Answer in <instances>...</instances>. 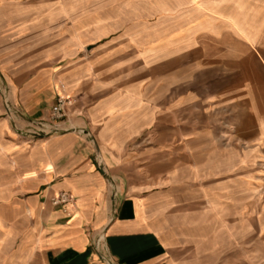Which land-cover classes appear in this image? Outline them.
<instances>
[{"label": "crops", "instance_id": "0c3cea01", "mask_svg": "<svg viewBox=\"0 0 264 264\" xmlns=\"http://www.w3.org/2000/svg\"><path fill=\"white\" fill-rule=\"evenodd\" d=\"M101 8L119 15L81 11ZM81 45L105 52L56 74ZM123 55L139 72L150 57L151 79L100 68ZM0 73L26 120L62 93L75 110L30 139L0 105V264H239L224 253L241 232L264 247V0H0ZM147 129L150 146L128 145ZM60 191L73 202L54 207ZM197 201L216 216L199 245Z\"/></svg>", "mask_w": 264, "mask_h": 264}, {"label": "rangeland", "instance_id": "374dc122", "mask_svg": "<svg viewBox=\"0 0 264 264\" xmlns=\"http://www.w3.org/2000/svg\"><path fill=\"white\" fill-rule=\"evenodd\" d=\"M84 13H92L94 16H104L106 13H112L114 12V10H106V9H86V10H81ZM130 12V10H128ZM113 15H119V10L115 11V14ZM66 43V42H65ZM95 47L93 45H89V46H82L81 45V55L79 57H65L63 61H61L60 63L54 64L56 68H54V70H57L56 74H59L61 71H67L70 70V68L72 67V65H77L82 64V63H86L87 60L90 59V57L94 56H102L104 54L105 51H94ZM107 52V51H106ZM101 62L99 63L100 68L102 69L103 66L109 65V63L111 62L113 65H117L120 66L121 62V68L123 67V69L125 70H132V75L128 76L127 78H125L126 80H131V79H143L144 81L150 80L151 79V58L148 57L147 60V65L145 63V69L142 72H139L141 67H137V63H134L133 61L128 59V56H112L110 58H108V60L106 62H103V57L101 58ZM139 63V62H138ZM136 65V66H135ZM60 67V68H59ZM136 71V72H135ZM101 77L100 79L103 80L104 79V74L103 72H101ZM142 73V74H141ZM114 75V74H113ZM0 84L4 87V91L7 94V97L9 98L10 102L13 103V93H12V89L11 86L6 83L5 84V78L4 76L0 73ZM3 90V88H1ZM60 91V90H58ZM56 95V94H55ZM63 97H66L69 99V101L72 102L71 107H69L68 113L71 114L73 113V111H75L73 109V95H71V93H62ZM56 98L57 96L52 100V102L45 106V108H47L49 111L48 113L50 114L52 107L55 105L56 103ZM67 113V114H68ZM49 118V117H48ZM176 127L177 128H183L184 127V121H183V117L179 118L177 117L176 120ZM208 127L215 131L217 128L220 127V124L218 122H216L215 119H212L211 121L208 122ZM215 133V132H214ZM92 140V137L90 138ZM152 139H153V134L151 132V129H147L145 130L142 134L138 135L136 138H134L133 140H131L129 142L128 145H141V146H150L152 144ZM212 141L214 144L217 145H230L232 142L230 137H215L213 136ZM95 163L99 164L100 168H102V164L99 163V156L98 153L96 152L94 154L93 157ZM193 204L196 203V205L192 206V209H194L193 211V216H191V219L188 218V220H190L191 224H192V232L191 235L193 236L192 241L193 244L196 243L197 245L198 242L206 239V237L212 235L208 232H206L207 229L204 228V225H208V226H214L216 225V216H215V209L214 207V203L213 202H192ZM213 203V205H212ZM184 202H177L176 204V215H175V219H176V230L178 231H183L185 226L183 225V222L185 219V208H187L186 206H184ZM212 205V206H211ZM197 214V215H194ZM247 217H241L240 223L241 225H247ZM227 223V222H225ZM200 224L202 226V230L200 229ZM240 240H239V244H237V246L235 247V249H230L228 251H226L224 253V258L226 259H230L231 257H234L239 264H264V247H263V243L261 242V240H263L261 238V240L258 239V236L255 234H251V233H246V232H241L240 234ZM202 239V240H201ZM261 243H260V242ZM204 251V250H203ZM205 254L208 255L209 258H214V253L212 249H207V251L205 252ZM213 253V254H212Z\"/></svg>", "mask_w": 264, "mask_h": 264}, {"label": "built area", "instance_id": "2783aa9c", "mask_svg": "<svg viewBox=\"0 0 264 264\" xmlns=\"http://www.w3.org/2000/svg\"><path fill=\"white\" fill-rule=\"evenodd\" d=\"M3 88V90L1 89ZM4 87L0 84V105L3 110V115L11 124L13 130L23 137L34 139L43 137L52 133L58 132V127L55 122H62L67 119V113L72 102L68 98L57 95L56 103L52 107L49 114V121H33L26 120L21 110L7 97ZM20 122H24L20 126ZM97 166L100 168L99 164ZM73 202V197L69 192L60 191L53 195L51 204L54 207H64ZM105 259L107 264H114L110 259Z\"/></svg>", "mask_w": 264, "mask_h": 264}, {"label": "water", "instance_id": "95a60500", "mask_svg": "<svg viewBox=\"0 0 264 264\" xmlns=\"http://www.w3.org/2000/svg\"><path fill=\"white\" fill-rule=\"evenodd\" d=\"M86 134H87V132H86Z\"/></svg>", "mask_w": 264, "mask_h": 264}]
</instances>
